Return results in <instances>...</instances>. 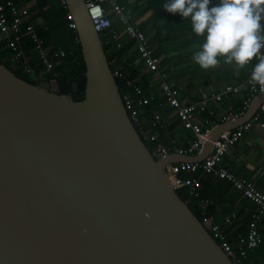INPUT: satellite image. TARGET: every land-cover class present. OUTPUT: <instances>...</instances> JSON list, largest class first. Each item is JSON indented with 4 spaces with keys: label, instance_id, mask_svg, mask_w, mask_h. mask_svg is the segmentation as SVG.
Masks as SVG:
<instances>
[{
    "label": "water",
    "instance_id": "water-1",
    "mask_svg": "<svg viewBox=\"0 0 264 264\" xmlns=\"http://www.w3.org/2000/svg\"><path fill=\"white\" fill-rule=\"evenodd\" d=\"M85 72L34 85L0 63V264H234L170 184L126 110L85 0H64Z\"/></svg>",
    "mask_w": 264,
    "mask_h": 264
},
{
    "label": "crops",
    "instance_id": "crops-1",
    "mask_svg": "<svg viewBox=\"0 0 264 264\" xmlns=\"http://www.w3.org/2000/svg\"><path fill=\"white\" fill-rule=\"evenodd\" d=\"M24 2V7L28 8L35 4V0H24ZM119 2L126 7V15L130 23L144 33L150 53L159 60L161 71L167 73L168 82L172 84L180 101L193 102L204 94L213 96L219 94L226 86L238 88L236 92L224 94L220 100H210L206 111L196 116V123L209 119L213 125H217L222 123L223 118L230 113L240 114L243 101L249 95L247 88L243 86L248 77L245 66L238 67L234 62L225 63L223 57L217 65L209 68H202L195 63L192 54L202 42L203 37L192 31L188 18L164 10L161 7L164 0H119ZM215 2L216 0H213V3ZM103 6L107 15L113 20L112 29L118 32L121 47L124 42L133 43L127 54L131 55L132 59L129 58V61L132 62V66L137 68L132 89L134 85L140 87L143 94L152 101L146 106L152 109V120L142 119L145 132L150 133L153 130V116L157 115L161 124L159 139L161 140L164 136L162 144L167 147L168 153H177L187 148L196 139L195 135L183 127L177 114L164 97L159 82L154 79V73L145 68L137 43L126 34L123 26L109 11L108 5L103 3ZM120 68L121 66L116 69L120 70ZM143 84L147 85V92L144 91ZM258 94L250 93L251 101L256 99ZM223 166L232 171L236 177L247 179L255 188L264 192L263 123L254 124L251 130L244 133L238 144L228 148L223 157ZM198 176L201 177V181L204 178L209 180L213 184L211 190L218 196L216 204L213 205V213L208 217L212 218L229 238L235 239L238 234H243L256 206L244 198L230 183L215 177L201 174ZM227 216L231 219L228 224L224 221ZM259 231L264 237V216L260 219ZM248 264H264V246L251 252Z\"/></svg>",
    "mask_w": 264,
    "mask_h": 264
},
{
    "label": "built area",
    "instance_id": "built-area-1",
    "mask_svg": "<svg viewBox=\"0 0 264 264\" xmlns=\"http://www.w3.org/2000/svg\"><path fill=\"white\" fill-rule=\"evenodd\" d=\"M61 1L65 5L64 0ZM85 3L88 15L92 20L95 30L98 33L109 30L113 34V38L116 39L118 38V32L112 29V21L108 17L103 3L108 5L109 11L123 26L126 34L137 43L136 45L142 59L144 60L145 68L154 73V79L159 82L164 97L177 114L183 127L192 131L195 135L196 139H194L187 148L179 150L177 154L193 156L199 153L203 144L208 140L210 132L215 125H213L209 119H205L202 123H196V116L206 111L210 100H220L224 94L236 92L238 88H236V86H226L219 94L213 96L204 94L198 100L193 102L180 101L176 96L172 84L168 82L167 73L161 71L159 60L150 53L144 33L141 32L137 26L130 23L126 15V7L121 4L119 0H85ZM28 16L29 8L17 7L12 0H3V2L0 3V40H9L12 35L20 33L21 26ZM67 17L71 21L69 28L75 30V24L69 13L67 14ZM261 23L264 24V20H262ZM26 34L36 40V49L40 58L46 64L47 71H51L53 66L52 63L46 59L47 53L53 52L55 58H61L64 55V52L53 45L45 46L44 42L36 37L32 26L27 28ZM8 46L14 52L13 59L21 57V52L14 40H10ZM117 46L120 48L121 44H117ZM261 59H264V47H261L252 60L245 65L248 77H246L243 86L247 88L249 95L246 96L243 101L242 111L240 114L230 113L223 118L221 122L236 120L239 116H242L251 102L252 96H250V93L264 94V84H257L250 81L252 67ZM120 70L115 69L114 75L120 76ZM26 72L29 73L30 70L28 69ZM122 100L126 110L128 113L130 112L129 116L131 121L140 129L139 133L141 136L149 142L154 143V148L151 150L153 156L157 159L167 156L169 154L167 147L159 141L160 133L157 130V127L161 125L159 116H153V130H151L150 133H147L145 132L142 121L135 109L136 106L146 107L150 105L152 102L151 99L143 94L140 87L134 85L132 93L123 95ZM257 123L264 124V105H260L250 121L235 129L222 132L214 141L210 154L202 161L168 164L165 167L166 176L176 191L187 188L191 195L198 196V192L201 188V177H199L198 174H201L212 178H219L230 183L244 198L248 199L256 206V210L252 214L251 220L248 224L247 231L243 234H238L233 243L228 239V234L223 231L218 224L214 223L212 218L204 217L201 221L211 236L221 246L223 251L229 256H234V264H248V254L258 247L264 246V237L259 231V222L261 217L264 216V192L255 188V186L247 179L236 177L232 171L224 167L223 157L228 148L238 144L243 138L244 133L251 130L253 125ZM183 173L187 174V176L182 177L181 174ZM200 203L203 208H205L209 202L205 199ZM224 221L228 224L231 219L227 216L224 218Z\"/></svg>",
    "mask_w": 264,
    "mask_h": 264
},
{
    "label": "trees",
    "instance_id": "trees-1",
    "mask_svg": "<svg viewBox=\"0 0 264 264\" xmlns=\"http://www.w3.org/2000/svg\"><path fill=\"white\" fill-rule=\"evenodd\" d=\"M12 1H14L17 7H24V0ZM1 2H3V0H0V3ZM67 14V8L61 0H35V4L29 8V16L22 24L20 33L12 35L9 40H0V63L12 71L18 78L32 85L38 82L39 77L50 80L64 76L70 84L77 82L83 77L85 66L76 31L69 28L71 21L68 19ZM108 17L111 19L113 27V20L110 16ZM29 26L33 27L36 37L42 40L45 46L53 45L64 52L61 58H55L53 52L47 53L46 59L51 62L53 66L51 71H47L46 64L40 58L36 49V40L26 34ZM100 37L112 72L114 73L115 69L121 66L120 76L114 75L121 96L123 97L125 94H131L132 83L137 76V68L132 66V62L129 61L131 55L127 54L130 52L133 43L124 42L122 47L118 49L117 44L120 43V40L119 38L114 39L113 34L109 30L101 32ZM10 40L16 42L21 52V57L13 59L14 52L8 46ZM28 69L30 70L29 73L26 72ZM143 87L145 88L144 91L147 92V85L143 84ZM135 109L141 121L142 119L145 121L152 120L151 107L136 106ZM135 127L139 132L140 129L137 126ZM157 130L160 133L161 125L157 127ZM142 139L147 147L153 150L154 143L149 142L144 137H142ZM163 140L164 136L161 140L159 139L160 142H164ZM181 176L186 177L187 174L183 173ZM212 187L213 184L204 178L201 181V188L198 192V196L191 195L187 188L177 190L181 199L188 205L200 221L213 213V205L216 204V200H218V196L211 190ZM205 199L212 205L208 203L205 208H203L200 202ZM246 231L247 228L245 232ZM228 239L231 243L235 240L231 237ZM250 254L251 252L248 254V257ZM230 258L234 260V256L230 255Z\"/></svg>",
    "mask_w": 264,
    "mask_h": 264
},
{
    "label": "clouds",
    "instance_id": "clouds-1",
    "mask_svg": "<svg viewBox=\"0 0 264 264\" xmlns=\"http://www.w3.org/2000/svg\"><path fill=\"white\" fill-rule=\"evenodd\" d=\"M161 7L188 18L192 31L203 37L192 54L202 68L217 65L221 57L244 67L264 47V0H164ZM250 81L264 84V59L253 65Z\"/></svg>",
    "mask_w": 264,
    "mask_h": 264
}]
</instances>
